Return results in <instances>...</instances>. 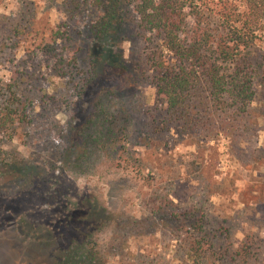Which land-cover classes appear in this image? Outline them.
<instances>
[{"label":"rangeland","instance_id":"rangeland-1","mask_svg":"<svg viewBox=\"0 0 264 264\" xmlns=\"http://www.w3.org/2000/svg\"><path fill=\"white\" fill-rule=\"evenodd\" d=\"M76 1L0 0V106L20 97L27 113L0 134V153L45 179L3 197L7 224L22 212L33 228L1 236L0 264H55L78 227L71 213L96 203L108 219L96 264H175L185 215L228 244L222 264H264V86L239 115L197 107L194 126L177 122L133 69L142 43L115 42L113 66L91 74L94 13Z\"/></svg>","mask_w":264,"mask_h":264},{"label":"trees","instance_id":"trees-1","mask_svg":"<svg viewBox=\"0 0 264 264\" xmlns=\"http://www.w3.org/2000/svg\"><path fill=\"white\" fill-rule=\"evenodd\" d=\"M72 3L75 9L80 7L78 1ZM82 3L94 13L88 26L91 74L99 73L102 62L113 66L110 52L115 42L142 43L143 58L133 69L142 81L151 83L156 102L165 104L177 122L194 126L199 107L239 115L253 101L257 84L264 86V0H83ZM119 57L122 68L125 63ZM23 104L18 97L15 104L7 102L5 107L0 106V134L6 135L17 120L25 123L27 113ZM12 112L16 114L13 116ZM36 169L26 162H10L0 153V216L6 221L0 229V248L4 233L20 232L22 224L33 228L22 212H14L18 214L17 228L7 224L10 213L4 210L3 214L1 204L4 196H15L6 192L17 187L18 182L19 187L27 185L30 189L36 186L37 179L44 183ZM106 213L97 203L77 206L71 217L79 221L78 227L58 259L53 257L54 263L96 264L95 245L99 241L95 238L99 234L95 231L101 223L106 227ZM189 217L177 219L180 225L187 224L192 233L183 241L185 257L174 259L175 264L225 263L228 244L220 243L217 234L206 229L204 221H192ZM123 244L118 242L117 252L124 249ZM122 256L125 258V254ZM128 264H161V260L146 263L136 258Z\"/></svg>","mask_w":264,"mask_h":264}]
</instances>
